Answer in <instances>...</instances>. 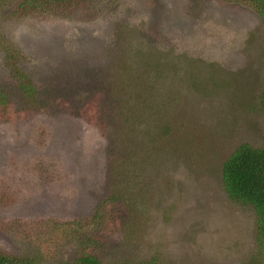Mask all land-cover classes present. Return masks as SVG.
<instances>
[{
    "label": "rangeland",
    "instance_id": "rangeland-1",
    "mask_svg": "<svg viewBox=\"0 0 264 264\" xmlns=\"http://www.w3.org/2000/svg\"><path fill=\"white\" fill-rule=\"evenodd\" d=\"M111 1L12 19L1 5L0 88L10 96L0 109V251L33 264L84 249L107 263L264 264L255 212L221 179L238 146L264 147L260 16L215 0H118L103 11ZM12 51L45 103L22 101L3 63ZM157 115L168 136L150 143L140 130ZM130 147L158 155L135 170L133 157L114 165L110 151ZM69 222L82 239L64 232Z\"/></svg>",
    "mask_w": 264,
    "mask_h": 264
},
{
    "label": "trees",
    "instance_id": "trees-1",
    "mask_svg": "<svg viewBox=\"0 0 264 264\" xmlns=\"http://www.w3.org/2000/svg\"><path fill=\"white\" fill-rule=\"evenodd\" d=\"M85 0H0L1 5L9 4L12 8L9 12H6V15L9 18H21V16L27 15H39V16H51L55 17L65 16L64 13H69L71 11L78 10ZM118 0H112L110 3L106 4V7L103 9L108 11V9L116 3ZM225 3H235V4H244L249 8L256 11L260 16L264 24V0H215ZM100 4V1H97ZM105 6V5H104ZM109 6V8H107ZM3 8V7H2ZM89 8V7H88ZM87 8V10H88ZM133 12V11H132ZM101 12H95L89 16H100ZM12 16V17H9ZM16 16V17H14ZM187 54L184 53L180 56V59L185 61ZM20 58L12 52H8L3 55L4 68L9 74L10 80L14 81L15 89L20 91L21 99L24 104L27 102L31 106H36L38 104H43L46 101L44 98L42 101H39V91L38 88L34 85L33 81L25 74L22 69L17 66L15 63L19 61ZM190 60V59H189ZM178 76V74H176ZM188 79L187 81H189ZM123 83V89L125 88L124 79H120ZM129 82L126 80V85ZM126 89V88H125ZM3 90V89H2ZM0 88V109L1 114L5 116L6 107L8 106V91L5 90V93ZM123 96V95H122ZM155 106V105H153ZM149 106L148 109L153 110L155 107ZM151 107V108H150ZM260 110L264 115V89L260 94ZM158 113L163 114L160 110ZM147 116H151V113H147ZM169 116V115H168ZM166 118V117H165ZM163 116L157 115L154 118V124H150L149 127H146V141L150 143L157 142L160 138L164 137L168 133V126L170 122L166 121ZM129 132L135 130L136 137L142 138L141 133L137 129H127ZM168 136V135H167ZM165 136L163 139H167ZM137 140L136 138L134 139ZM134 142V141H133ZM143 150H136L133 147H130L129 151L119 150V151H110V156L113 160V164L116 166L125 165V160L129 157H133V162L129 167L139 168L140 162L145 159L152 158L151 161L155 159V152L152 151V148H147ZM160 155V154H159ZM155 156V157H154ZM149 162V163H150ZM148 163V164H149ZM121 164V165H120ZM135 164V167H134ZM147 164V165H148ZM142 169V167H141ZM143 173V170L140 174ZM221 179L224 191L226 192L228 198L233 202L240 203L242 205L249 206L255 212V225H256V240L260 247L264 250V147L263 148H253L248 144H242L238 146L233 152L226 158L222 164L221 168ZM108 199L113 200L114 197L111 196ZM107 199V200H108ZM65 233L74 235L75 238L82 239L80 234L82 233V225L77 224L73 225L69 222L68 227H61ZM60 233V232H59ZM84 240V239H83ZM85 241V240H84ZM86 242V241H85ZM87 243V242H86ZM88 244V243H87ZM0 264H33L25 261V258H19L16 256H11L4 254L0 251ZM58 264H153L152 262H138V263H107L103 262L96 253L89 252L86 249L81 250L73 260L67 262H59Z\"/></svg>",
    "mask_w": 264,
    "mask_h": 264
}]
</instances>
